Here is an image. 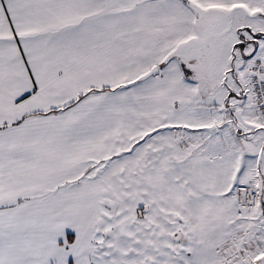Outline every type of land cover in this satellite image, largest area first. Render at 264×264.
Listing matches in <instances>:
<instances>
[{"label":"snow or ice","instance_id":"snow-or-ice-1","mask_svg":"<svg viewBox=\"0 0 264 264\" xmlns=\"http://www.w3.org/2000/svg\"><path fill=\"white\" fill-rule=\"evenodd\" d=\"M0 264H264V0H0Z\"/></svg>","mask_w":264,"mask_h":264}]
</instances>
